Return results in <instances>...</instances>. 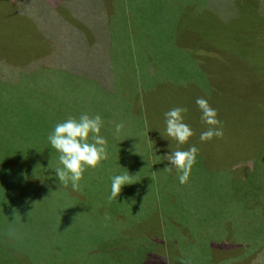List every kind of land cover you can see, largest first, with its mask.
Returning <instances> with one entry per match:
<instances>
[{
  "label": "rangeland",
  "instance_id": "374dc122",
  "mask_svg": "<svg viewBox=\"0 0 264 264\" xmlns=\"http://www.w3.org/2000/svg\"><path fill=\"white\" fill-rule=\"evenodd\" d=\"M14 6L20 8L17 13ZM245 19L235 17L233 0H0V202L20 201V197L24 201L18 187L24 173L37 182L36 195L29 202L34 206L28 211L30 217L14 223L19 227L17 237L33 245L32 251L23 250L31 264H76L79 255L73 252L80 254L93 244L100 247V238L105 243L114 240L110 232L96 229L94 221L106 217L90 216L85 205L91 201L103 208L111 178L126 172L133 176L137 154L145 152L151 141L165 161L164 149L180 146L194 145L203 154L186 184L179 177L170 181L163 176L182 204L200 214L198 219L193 215L197 220L189 224L177 222L184 236L181 248L190 251L195 243L209 244L207 236L213 229L206 233L203 216L214 212L215 197L221 202L223 213L218 218L223 222L264 228V138L255 147L252 139L257 130L253 132L251 126L254 117L264 114V69L259 62L252 65L256 57L264 60V22L253 19L257 21L250 37L258 53L249 60L252 53L236 51L242 39L238 24ZM33 26L50 44V56H25L34 48L33 34L26 36ZM201 54L216 59L213 65L208 63V71L199 60ZM200 97L217 110L223 138L201 141V133L210 126L201 120L196 104ZM177 106L188 109L184 122L195 133L183 145L166 134L164 114ZM81 114L102 117L100 135L107 139L108 154H115L101 167L87 169L81 185L91 174L95 177L87 188L80 186L74 192L71 182L65 187L55 174L59 153L48 136L57 123ZM144 121L153 132L148 130L147 137ZM120 122L124 128L117 136L115 124ZM157 125L160 138L154 135ZM153 157L159 161L157 154ZM8 162L17 166L16 171L9 172ZM6 176L14 198L9 197ZM138 189L136 185L133 190ZM71 191L80 196L76 202ZM124 198L120 193L112 202L120 205ZM146 210L151 211L146 208L138 215ZM145 216L141 222L133 221L140 248L133 264H160V253L152 249H160L168 239L161 232L154 236ZM149 238L156 242L151 249ZM246 241L247 237L214 240L211 253L226 257L227 264H246L257 249L242 247ZM113 254L116 257L118 252ZM0 264L18 262L0 254Z\"/></svg>",
  "mask_w": 264,
  "mask_h": 264
},
{
  "label": "trees",
  "instance_id": "16d2710c",
  "mask_svg": "<svg viewBox=\"0 0 264 264\" xmlns=\"http://www.w3.org/2000/svg\"><path fill=\"white\" fill-rule=\"evenodd\" d=\"M233 6L235 8V17L238 18L240 21L241 17H245V21L238 24L240 26V31L242 33V39L240 40L241 44L238 45L236 51L238 53H243V51H248L249 55L251 56L249 60L255 59L256 53H258V50L256 49V45L251 40L250 35L253 33V27L256 23L254 21V18H261L262 22H264V0H233ZM245 7V8H242ZM114 8V7H113ZM14 11L17 13L20 8L17 6H14ZM245 10L242 12V10ZM65 14L66 11H63ZM237 22V20H236ZM236 25V24H235ZM237 27V25H236ZM32 33L34 36V39H31L28 34ZM38 28L33 26L30 30V32L27 33V37L30 38L32 41V44L34 45L33 49H30L27 53H25V56L28 58L32 55H37L38 58L40 57H46L49 55V48L50 44L45 42L40 35H38ZM263 35H264V24H263ZM41 46H44L41 49ZM217 51V50H216ZM212 52V51H211ZM215 52V51H214ZM214 52H212L214 54ZM254 54V55H253ZM211 57L205 56L204 54H201L199 60L204 65V68L206 71H208V63L210 62L211 65L215 62L216 59H210ZM256 61H253V64L261 65V67L264 69V60L261 62L256 57ZM228 61V60H227ZM246 66H251V64H246ZM256 66V65H255ZM244 68V67H242ZM208 90L211 91L209 88ZM141 115H143L141 113ZM253 118V117H252ZM264 114H260L259 116L254 117L252 120V129L253 132H256L257 130V136L256 138H253V144L255 147L259 146V140L264 138ZM144 124L146 125V137L148 136L147 132L149 130L150 133L153 134L152 129L147 127V124L144 121ZM260 124L261 130L259 131L257 129L258 125ZM154 135H156L158 138H160V127L159 125L155 126ZM263 136V137H262ZM147 139V138H146ZM135 143H138L135 141ZM148 142H146L147 144ZM161 147H163L162 144H160ZM180 146V145H179ZM153 149V150H152ZM188 147H181L179 150H187ZM45 150V149H42ZM41 150V151H42ZM178 150V148L176 149ZM176 150H169L164 149V151L168 154H171V152H174ZM154 151L159 157V161H156L154 159ZM162 151V149H161ZM43 153V152H42ZM115 151L109 153V155L114 156ZM51 155V154H50ZM201 153L198 152L196 156V161L198 163H201L202 158ZM49 156V155H47ZM138 161L136 162L137 165L134 169L133 173V186L132 184H126L122 187L121 194L127 196V198H124V201L118 202L119 204H115L112 201H109L108 197L111 195V192L107 194V202L106 205L102 208L100 204H96L93 202H87V205L85 207L89 210L90 216L96 215L97 218L104 219L103 221L95 220V225H97L96 229H104L110 232L109 235L114 238L112 242H116L118 244L121 243L119 246H115L110 243H105L103 239H98L99 241L102 240V244L97 246V244H93L92 248H89L88 250L83 249V251L79 252H73L77 255H79L77 263L76 264H133L135 258L140 253L139 251V245L136 240V234L134 231L133 221L141 222L144 218L148 223L152 226L151 233L155 234L154 236H157V233L160 234V232L165 235V237L168 239V242H164L160 244V249L155 250L152 249L153 253H160V257L162 259V262L160 264H165V260L167 261L166 264H183V262L190 260L191 264H227V259L224 256L218 255L217 258L211 253L212 247V241H222V240H230L232 242L233 240H238V238H244L247 237V241L249 242H243L241 243L242 247L246 248V246L249 245H255L257 246V249L254 253L249 254V258H247L246 264H264V228L261 229V227H251L245 225L242 226H232L228 222H223V220H220L218 218L221 217L223 211L219 210L220 203H218L217 199L218 197L214 198V212L211 213V216H203L205 217L206 225L213 229V231L210 233L211 237L207 236L209 244L206 246H200L197 243L196 246L193 245L194 248H191V250H184L180 247V245H183V231L180 230L178 223H185L189 224L190 221H196L199 217L198 212L191 208H186L184 201L182 204V198L177 195V192L174 191L172 188H170V181L176 176L179 177L181 174L174 166L171 165V162L168 160H163V156L159 151L155 149V147L152 145L147 144V149L143 153L137 154ZM136 158V159H137ZM168 163V164H167ZM60 166V165H59ZM133 166V165H132ZM160 166L163 167V169H160ZM166 167H171L174 172L166 171ZM6 168L9 170V172L16 171L17 166L12 163L8 162L6 163ZM8 172V175H12ZM168 172L169 174L166 175L165 173ZM175 173V174H174ZM174 174V175H173ZM22 180L18 184V187L22 189V192L24 194V201L20 197V201H11V200H3L0 202V213H4L3 216H0V254H5L9 257H12L14 261H17L18 264H31V258L24 252H29L33 250V245L28 239H21V238H9L7 235L8 229L10 227L14 229H18L19 227L15 226L14 223L18 222V220H22L25 218L30 217V214L28 213L29 209H33V205H31L29 202L32 201L36 195V188L35 185L37 184L36 181L33 180L32 177H29L25 173L22 175ZM163 176H169L170 181ZM7 177V186L9 190V197L14 198L16 197L12 190L15 191L12 187L8 185V182L11 180L10 177ZM92 177H95V175H90V179ZM235 177V176H234ZM163 178V180H162ZM191 178V177H190ZM90 179L87 177V182L84 181L83 185L80 186L86 187L90 183ZM98 179V178H97ZM240 179V177H239ZM89 181V182H88ZM138 185V190H133L135 186ZM87 188V187H86ZM74 192L77 190L72 189ZM174 191V192H173ZM72 192V191H71ZM70 192V196H73V200L76 202L79 200L80 196L73 194V192ZM225 193V192H224ZM136 194V195H135ZM185 195V194H184ZM222 196V195H220ZM229 196V195H228ZM148 197V198H146ZM173 197V198H172ZM231 196H229L230 198ZM181 198V199H180ZM128 199V200H127ZM174 199V200H173ZM82 202L83 199L81 198ZM127 200V201H126ZM149 200L152 202L150 203ZM125 202V203H124ZM8 203V206L6 207V204ZM175 203V204H174ZM148 208L151 211H144L141 215V217L138 215L141 214V211ZM157 211L155 212V210ZM159 210V211H158ZM153 212V214L151 213ZM197 213V216L194 213ZM151 213V216L154 215V217H151L148 214ZM158 213V215H157ZM218 213V214H217ZM220 213V215H219ZM84 212H81L80 215H83ZM180 215V219H177V216ZM197 218H195L194 216ZM225 215V214H224ZM110 217V218H108ZM213 217H216L217 219H214ZM132 218V220L128 221H120L119 219H129ZM90 220H93L90 217ZM161 221V222H160ZM178 222V223H177ZM239 225V222H237ZM139 226V224H138ZM182 228V227H181ZM184 229H188L187 226H184ZM154 231V232H153ZM172 238V241H171ZM150 239V245L148 246V249H151L152 244H156L154 242V239ZM125 242H127V245L125 246ZM174 242V243H170ZM176 243V244H175ZM247 245H246V244ZM171 244H174L175 246L172 247ZM158 245V244H157ZM191 246L186 247L189 249ZM159 246V245H158ZM100 248V249H99ZM200 252L198 253V250ZM119 249V250H117ZM24 250V251H23ZM118 252L117 256L115 257L113 252ZM116 250V251H114ZM111 252V257L107 255L108 252ZM162 253H161V252ZM158 253V255H159ZM164 253V254H163ZM230 254V252H227ZM43 261H46L45 258H43ZM170 261V262H169Z\"/></svg>",
  "mask_w": 264,
  "mask_h": 264
},
{
  "label": "clouds",
  "instance_id": "9594fccd",
  "mask_svg": "<svg viewBox=\"0 0 264 264\" xmlns=\"http://www.w3.org/2000/svg\"><path fill=\"white\" fill-rule=\"evenodd\" d=\"M196 104L201 110V120L210 127L201 133V141H210L213 138H223L222 122L218 119V112L205 98H197ZM188 111L184 107H174L165 112L166 134L176 140L178 144H186L195 134L191 126L184 122V114ZM103 120L99 114L90 116L81 114L79 118L69 116L63 122L57 123L49 134L48 140L53 149L59 153V165L55 170L58 180L67 187L69 182L74 190L80 188L87 169L101 167L109 157L107 139L100 135ZM124 123L115 124V135H119ZM198 148L194 145L187 150H176L165 156L179 173V181L186 184L190 178L191 170L196 163ZM171 171V167H166ZM111 195L109 201L119 196L122 187L134 183L132 175L128 172L115 175L111 178ZM9 238H18L14 228L8 229ZM183 264H191L185 261Z\"/></svg>",
  "mask_w": 264,
  "mask_h": 264
}]
</instances>
